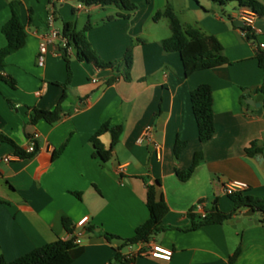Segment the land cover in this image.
Masks as SVG:
<instances>
[{
	"label": "crops",
	"instance_id": "1",
	"mask_svg": "<svg viewBox=\"0 0 264 264\" xmlns=\"http://www.w3.org/2000/svg\"><path fill=\"white\" fill-rule=\"evenodd\" d=\"M130 1L138 7L132 17L112 21L107 19L121 12L115 5L86 7L80 0H66L56 6L59 31L65 23L76 24L71 13H108L89 21L92 28L86 33L101 61L120 60L130 47L134 54L131 80L120 77L111 85H107L111 69L80 62L73 54L72 78L64 89L67 71L61 54L50 48L45 65L37 64L39 44L47 32L48 0H21L27 38L24 47L0 67V75L16 82L12 88L0 80V134L24 149L30 136L37 134L38 151L30 159H20L11 145L0 146V199L4 201L0 255L12 262L38 247L70 238L62 222L67 218L85 248L73 264H110L115 244L108 243L103 233L132 238L149 218L147 183L159 180L169 207L163 230L149 243L129 247L130 264H229L237 249L233 264H264L263 214L254 212L249 219L257 223L246 227L244 217L237 214L220 225L194 227L202 213L214 206L223 213L233 210L234 203L222 190L224 183H246L244 194L264 199V150L246 154L253 142L258 147L264 143L263 104L249 105L261 95L257 90L264 89V70L257 60V43L264 44V16L256 15L255 39L249 40L235 2L220 6L210 0ZM257 1L264 5V0ZM168 2L182 24L217 40L229 64L184 75L179 54H165L160 46L171 36L170 28L153 20ZM9 18V0H0V49L7 44L1 29ZM201 46L213 50L208 40ZM202 84L211 87L213 97L215 134L207 142L198 138L190 98ZM64 92L58 123H29L31 108L52 112ZM243 97L248 107L242 105ZM107 123L121 126L122 134L110 160L102 163L94 157L90 139ZM178 140L186 142V148L176 159ZM100 141L109 149L111 133H104ZM196 153H202L204 161L188 181H180L176 170H187ZM6 157L11 160L5 162ZM84 218L86 223L79 227ZM88 226L95 231L87 232ZM154 245L172 250L171 260L145 255Z\"/></svg>",
	"mask_w": 264,
	"mask_h": 264
},
{
	"label": "trees",
	"instance_id": "2",
	"mask_svg": "<svg viewBox=\"0 0 264 264\" xmlns=\"http://www.w3.org/2000/svg\"><path fill=\"white\" fill-rule=\"evenodd\" d=\"M220 6H226L229 3L235 2L240 8H249L257 16H264V5L257 0H210ZM81 4L86 7L100 6L107 7L111 5L117 6L121 12L114 17H109L107 21H112L115 18L130 19L134 12L138 9L137 5L130 0H80ZM21 0H9L10 18L3 25L1 31L5 36L7 44L0 49V67L6 65L7 59L22 49L26 43L27 31L26 25L22 22L21 16ZM162 18L167 19L171 36L160 42V46L165 54L178 53L186 77L191 76L195 72L211 69L229 64V61L221 55L222 48L217 40L212 36L205 35L200 29L191 25H184L178 18L170 2L167 3L162 12H158L153 20L160 21ZM92 28L88 21L82 31H78L75 23H65L62 34L68 39L69 45L73 49V54L80 62L90 63L101 69H111L113 75L107 80V85H111L118 78L122 77L126 81L131 80V70L134 64L133 47L127 49L124 57L113 62L101 61L86 38V33ZM249 40L255 39L250 31H246ZM203 40H208L212 44V51H204L201 43ZM72 54V55H73ZM72 55H63L66 63L67 80L62 85L66 89L71 81L72 72L70 68ZM257 60L259 66L264 70V51L257 48ZM0 80L7 83L10 87L16 88L15 80L10 76L0 75ZM263 96L262 104L264 109V89L257 90ZM66 98V93L62 95L56 108L52 111H43L37 108H31L29 111V123L36 124L41 120L46 121L50 125L58 123L61 118V102ZM194 117L198 127V138L200 142H207L214 137V113H213V97L212 89L209 85L202 84L191 92L190 95ZM242 105L248 107L242 98ZM110 132L112 141L110 148L105 150L100 137ZM122 134V127H110L104 124L90 139L94 146V157L100 159L102 163H107L110 160L111 153L115 145L119 142ZM31 137V136H30ZM2 144H9L13 147L14 155L20 159H30L38 151L36 144V151L27 153L24 148L16 145L11 139L4 134H0V146ZM186 148V142L178 140L174 147L175 158L177 159ZM263 147H258L257 142H253L249 148L246 149V154L252 156L254 154L263 152ZM60 154L54 153V157ZM204 157L202 153L194 155L191 166L185 171L176 170V176L182 182L188 181L195 169L202 164ZM79 198L81 193H75ZM230 199L234 203L233 210L229 213L220 212L216 206L206 213L204 218L194 227H202L208 225H220L233 218L234 215H241L243 209L258 212L264 215V199H257L252 196L244 194L243 191L229 194ZM4 203L0 199V204ZM146 205L149 211L148 220L137 227L132 238H121L119 236L103 233L104 238L110 244H115L114 261L110 264H130L133 258L128 257L125 250L131 246L141 243H149L151 238L160 233L162 229V221L169 212L168 204L161 192V182L156 180L154 183H147V199ZM64 229L70 238L66 240L58 239L55 242L38 247L33 251L21 256L20 258L8 262L0 255V264H73L85 252L82 245L76 243L77 236L74 235V228L69 219H63ZM89 233H93L95 228L88 226L85 229ZM239 254L237 249L229 259V264H233Z\"/></svg>",
	"mask_w": 264,
	"mask_h": 264
},
{
	"label": "built area",
	"instance_id": "3",
	"mask_svg": "<svg viewBox=\"0 0 264 264\" xmlns=\"http://www.w3.org/2000/svg\"><path fill=\"white\" fill-rule=\"evenodd\" d=\"M66 0H48V10L46 12L45 16V23L47 26V32L43 35L40 44H39V53L37 57V64L40 67H43L46 62V57L49 53L50 48H53L55 53L61 54L62 56L72 55L73 49L69 45L68 39L63 36L62 31H59L55 27V23L57 21V11L56 6L60 3H63ZM79 10L82 9V6L80 5L78 7ZM237 17L240 19V21L243 23L244 28L247 31L254 32L255 31V20H256V14L250 10L249 8H240L237 13ZM257 48L264 50V44L257 43ZM94 83L97 82V80H93ZM38 135L34 134L29 139V145L25 148V151L27 153H33L36 150V141H37ZM11 160L10 157L4 158L5 162H9ZM247 188V184L240 182V181H229L227 183H224L222 190L225 194L229 195L234 192L243 191ZM206 216L205 213H202L201 218H204ZM87 218H84L79 224V227H83L86 223ZM81 242V234L79 233L77 235L76 243L80 244ZM128 257L133 256L132 251L130 248H128L126 252ZM145 255H149L156 259H161L165 261H170L173 255L172 250L167 249L161 245H154L151 247L150 251L147 252Z\"/></svg>",
	"mask_w": 264,
	"mask_h": 264
},
{
	"label": "rangeland",
	"instance_id": "4",
	"mask_svg": "<svg viewBox=\"0 0 264 264\" xmlns=\"http://www.w3.org/2000/svg\"><path fill=\"white\" fill-rule=\"evenodd\" d=\"M75 4L77 6V3H75ZM107 7H109V6H107ZM108 9H110V8H108ZM76 13H74V15H72V13H71V16H72V19L71 20H73L74 22H76L78 31H82L83 30V27L85 26V24L88 21L95 22L96 20H98V18H100V16H105L106 14H108V13H105L103 11H96V12H94L92 14H89L88 12H85V11H80V14L79 15H77ZM60 20L61 19L58 18L57 21H60ZM161 23H164L165 27H167V29L169 31V24H168L167 19L162 18L161 19Z\"/></svg>",
	"mask_w": 264,
	"mask_h": 264
},
{
	"label": "water",
	"instance_id": "5",
	"mask_svg": "<svg viewBox=\"0 0 264 264\" xmlns=\"http://www.w3.org/2000/svg\"><path fill=\"white\" fill-rule=\"evenodd\" d=\"M262 100H263V96L258 95L253 101L249 102V105H251V106L256 105L257 107H260ZM259 144H261V143L259 142ZM215 185H216V195H219L220 191H219L218 183H216ZM241 216L244 217V219L242 221H243L245 227L247 225H252L253 223H255V224L257 223V220H250L249 219V218H252L254 216L253 211H248V212L242 213Z\"/></svg>",
	"mask_w": 264,
	"mask_h": 264
}]
</instances>
